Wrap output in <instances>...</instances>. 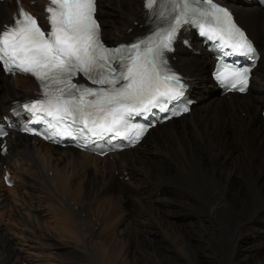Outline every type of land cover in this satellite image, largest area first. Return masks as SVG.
I'll use <instances>...</instances> for the list:
<instances>
[{"label": "bare ground", "instance_id": "bare-ground-1", "mask_svg": "<svg viewBox=\"0 0 264 264\" xmlns=\"http://www.w3.org/2000/svg\"><path fill=\"white\" fill-rule=\"evenodd\" d=\"M97 2L102 26L113 30L110 39L103 26L108 41L143 31L142 0ZM43 4L24 0L35 13ZM229 6L260 52L247 94L219 96L211 61L178 48L175 64L198 102L131 151L97 157L9 137L0 156L1 264H82L87 253L100 256L95 264H264V9ZM12 12L0 3V28ZM35 91L31 79L0 73V114Z\"/></svg>", "mask_w": 264, "mask_h": 264}, {"label": "snow or ice", "instance_id": "snow-or-ice-1", "mask_svg": "<svg viewBox=\"0 0 264 264\" xmlns=\"http://www.w3.org/2000/svg\"><path fill=\"white\" fill-rule=\"evenodd\" d=\"M159 2L146 0V7L153 9ZM203 3L210 6V11L201 14L210 15L217 27L209 29L200 24L201 34L210 31V38L219 36L222 45L231 47L233 53L254 57L256 50L233 22L231 13L216 6L213 0H167L171 6L167 14H177L173 16L174 23L161 41V49L169 48L180 23L185 19L193 22L188 15L189 11H196L192 5ZM46 11L50 14L48 20L51 24V31L47 34L37 19L23 9L19 10L14 25L0 29V63L4 70L13 75L17 71L30 73L41 82L44 99L25 105L27 111L34 115L43 112L61 126L65 121L73 124L82 122L84 128L94 136L112 132L120 136L123 133L118 127L128 124V118L150 113L152 108L157 107L167 111L159 99L181 94L180 88L170 83L176 81L178 84L177 76L161 75L157 60L162 56V50L154 49L151 41H140L115 50L103 45L100 40L101 26L95 15L96 0H49ZM160 15L163 17L166 13L161 12ZM225 33L228 41L224 40ZM141 45H146L143 53ZM114 63L116 66H113ZM161 64H166V61L161 60ZM228 71L224 68L218 72V78L226 81L228 77L224 73ZM78 73H83L93 84L107 87L94 89L73 83V77ZM229 75L237 77L231 82V88L236 89L239 84L238 90L244 92L248 84L247 70L232 71ZM53 85L59 87L54 88ZM88 97L95 99L89 100ZM183 111L188 109L184 108ZM41 119V116H36V122ZM52 121L47 122L49 128L56 127ZM137 129L133 143L139 141L147 126H137ZM65 134L72 136L71 131L61 133L62 136Z\"/></svg>", "mask_w": 264, "mask_h": 264}, {"label": "rangeland", "instance_id": "rangeland-1", "mask_svg": "<svg viewBox=\"0 0 264 264\" xmlns=\"http://www.w3.org/2000/svg\"><path fill=\"white\" fill-rule=\"evenodd\" d=\"M241 4V3H240ZM103 26H104V28L106 29V32H105V34L110 38V36H109V34H111L112 32H113V30H112V28H111V25L110 26H106L105 24H103ZM109 28V29H108ZM108 31V32H107ZM123 32V31H122ZM110 39H115V38H110ZM207 69H208V67H207ZM206 72H207V70H206ZM206 74V73H205ZM242 118H244V116H242ZM157 134H160V132L159 133H157ZM156 134V135H157ZM149 141V140H148ZM125 182H127V181H125ZM10 209H11V207H9ZM90 255V256H89ZM88 256V260H85V258ZM92 256V257H91ZM94 256V257H93ZM90 257V258H89ZM96 257V258H95ZM98 257H100V256H97V255H94V254H91V253H87L85 256H84V258H83V260H78L79 261V263H82V264H91V263H93V264H95V263H98V260H99V258ZM94 258V259H93ZM253 259L255 258V257H252ZM87 259V258H86ZM90 259H91V261L92 262H90ZM252 259V260H253ZM95 261V263H94V261ZM190 260V261H189ZM192 260V261H191ZM59 261H63L62 262V264H69L70 262H68V260H56L54 263L56 264V263H59ZM64 261H66V262H64ZM256 261H260L259 259H257ZM44 262V261H43ZM0 264H1V260H0ZM185 264H198V262H197V259L196 258H194V257H188L187 258V260H186V262H185Z\"/></svg>", "mask_w": 264, "mask_h": 264}]
</instances>
